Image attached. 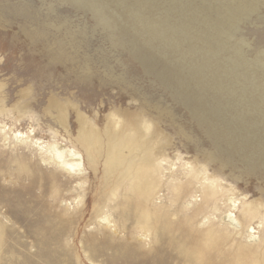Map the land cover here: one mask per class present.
<instances>
[{
    "label": "rangeland",
    "instance_id": "rangeland-1",
    "mask_svg": "<svg viewBox=\"0 0 264 264\" xmlns=\"http://www.w3.org/2000/svg\"><path fill=\"white\" fill-rule=\"evenodd\" d=\"M79 116L131 119L151 198L102 195ZM0 236V264H264V0H0Z\"/></svg>",
    "mask_w": 264,
    "mask_h": 264
},
{
    "label": "bare ground",
    "instance_id": "bare-ground-1",
    "mask_svg": "<svg viewBox=\"0 0 264 264\" xmlns=\"http://www.w3.org/2000/svg\"><path fill=\"white\" fill-rule=\"evenodd\" d=\"M117 116L120 115L117 114ZM123 118L121 122H118L114 119V116L108 117L107 123L101 132L87 118L79 116L80 129L76 140L93 165H96L100 158L103 157L104 159L106 177L103 181V196L114 195L120 187L126 186L136 196H143L145 200H148L152 197L156 187L150 178L155 170L154 153L150 146L151 142L145 139L142 134L134 131V124L133 122L130 123L131 119ZM142 129L146 130L147 127L142 124ZM20 135L17 133L15 138L21 137ZM68 156L71 162L61 165L72 175L74 172L79 171L76 169L81 167L82 159L80 154L74 151H69ZM214 158L212 154H208V160L217 161ZM248 166L252 170L261 168L256 163H248ZM260 171L263 172L262 170ZM207 188L208 195L216 194L213 185H209ZM254 210L255 205L249 204L244 210V216L250 220L253 219L256 213ZM137 219L140 224L144 223V221L147 222L150 219V214L147 210L142 209ZM211 231L215 230L210 228L209 232ZM214 233L217 234V232ZM209 236H214V234H209ZM211 239L209 237V240Z\"/></svg>",
    "mask_w": 264,
    "mask_h": 264
}]
</instances>
